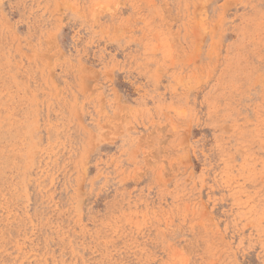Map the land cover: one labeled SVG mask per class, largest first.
Returning a JSON list of instances; mask_svg holds the SVG:
<instances>
[{"label":"rangeland","instance_id":"374dc122","mask_svg":"<svg viewBox=\"0 0 264 264\" xmlns=\"http://www.w3.org/2000/svg\"><path fill=\"white\" fill-rule=\"evenodd\" d=\"M0 264H264V0H0Z\"/></svg>","mask_w":264,"mask_h":264}]
</instances>
